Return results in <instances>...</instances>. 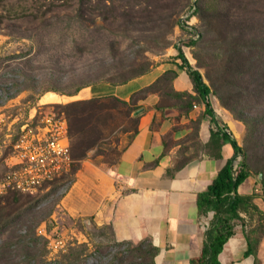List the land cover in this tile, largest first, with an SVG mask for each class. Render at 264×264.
I'll use <instances>...</instances> for the list:
<instances>
[{
  "label": "rangeland",
  "instance_id": "rangeland-1",
  "mask_svg": "<svg viewBox=\"0 0 264 264\" xmlns=\"http://www.w3.org/2000/svg\"><path fill=\"white\" fill-rule=\"evenodd\" d=\"M196 1L171 0L169 6L173 10L162 15L148 18L143 14L132 20L120 19L121 22L116 23L117 27L113 29L114 34L102 16L96 17L94 27L91 26L88 14L84 17L83 28L71 31L64 29L65 16L69 15L65 12L49 14L34 25L27 20L22 23L1 22L0 179L7 172V165L14 161L11 158L13 145L24 124L35 125L44 114L52 110L58 112L59 106L101 98L102 89L112 86L101 81H120L139 64L155 68L168 60L170 52L177 51V43L185 47L184 52L192 63L190 67L199 71L206 84L210 85L208 78L212 79V89L224 93L221 94L223 99L238 103L240 107L235 109L259 118L254 141L258 145L263 144L264 93L260 94L258 89L257 92L247 90L244 83L252 79L259 68H264V17L244 13V17L232 22L212 15L200 20L196 15L188 16ZM179 22L184 24L183 29ZM192 33L201 35L198 44L184 45ZM165 42L166 47L163 46ZM237 49L245 51L237 54L234 63L232 58ZM244 60L251 62L244 63ZM226 62L232 63L229 64L231 72H241L242 75L218 76L220 66ZM80 85L89 86L72 97L53 91L43 92L46 88L68 91ZM48 93L56 95L57 99L42 104L41 97ZM212 96L214 103L237 122L242 146L243 124L223 106L216 94ZM125 115L122 108H117L111 114L91 119L92 128L85 127L80 141L87 145L95 136L100 141L83 161L101 166H111L116 162L134 129L133 122ZM254 156L253 163H249L252 168L250 176L255 179V185L260 186L257 194L264 202L261 176L255 173L257 168H264V148ZM240 161H243L242 156L241 160L233 163L234 173ZM70 183L63 176L43 184L32 196L12 198L7 193L0 197V219L7 223L0 229V264H140L135 244H121L113 238L108 227H97L91 219L72 218L67 214L60 202ZM258 224L263 225L264 233V220L256 215L255 226ZM55 240L62 241V248L56 247ZM69 249H72L71 254Z\"/></svg>",
  "mask_w": 264,
  "mask_h": 264
},
{
  "label": "crops",
  "instance_id": "crops-1",
  "mask_svg": "<svg viewBox=\"0 0 264 264\" xmlns=\"http://www.w3.org/2000/svg\"><path fill=\"white\" fill-rule=\"evenodd\" d=\"M177 54L170 52L167 61L124 85L104 87L102 97L128 101L134 92L153 84L167 70L176 73L171 81L175 92L195 95L187 69L180 68L182 62ZM184 57L192 66L188 55ZM208 102L212 116L206 113L202 101L180 110L159 93L147 95L138 102L134 113L139 116L137 133L117 161L111 166L83 161L62 197V208L72 218L91 219L97 227H109L117 242L135 244L149 238L158 251L153 264H191L203 246L204 222L209 224L212 218V214L200 213L197 195L212 184L219 169L234 156L229 143L221 146L220 158L210 156L203 148L212 131L226 135L240 146L237 122L214 103L213 96H209ZM192 142L202 148L196 154ZM168 171H172V177L167 175ZM259 187L249 176L237 193L252 196L254 204L264 212V202L257 194ZM238 215L240 220L235 221L233 234L218 256L220 263L264 264V233L255 256L246 255L256 215Z\"/></svg>",
  "mask_w": 264,
  "mask_h": 264
},
{
  "label": "trees",
  "instance_id": "trees-1",
  "mask_svg": "<svg viewBox=\"0 0 264 264\" xmlns=\"http://www.w3.org/2000/svg\"><path fill=\"white\" fill-rule=\"evenodd\" d=\"M119 2H124L125 4L120 5ZM170 2L171 0H0V23L5 20L21 23L23 20H27L29 24L34 25L37 22L45 20L49 14L55 12H65L69 13L68 16H65V31H71L75 28H83L84 17L87 14L90 16L89 20L91 26L94 27L96 17L99 18L102 16L105 20L104 23L108 24L113 30L116 29V23H119L120 19L124 21L132 20L136 17L142 16L143 14L145 17L151 18L155 15H162L169 12L173 10L169 6ZM190 9H192V12L188 16L196 15L200 20H204L207 15H212L217 18L224 17L228 22H232L234 19L244 17V13L257 14L259 18L264 17V0H197L194 5L190 7ZM256 9L259 10L256 12ZM110 16L111 18L108 19ZM179 25L181 28L185 27L184 24L180 22ZM112 30L107 31L111 32ZM114 32L115 30L112 31L113 34ZM200 36L201 35L199 34L196 40L187 38L183 44L186 46H195L198 44ZM163 46L166 47V42ZM78 50L81 49L78 48ZM240 50L241 49L235 50L232 62L236 63L237 54L240 55V52L243 54V50L245 51V49L242 51ZM177 52V58L182 62L180 68L185 67L187 69L188 75L193 84L195 95H191L186 92H175L171 87V81L174 79L176 73L172 70H167L153 84L133 93L128 101H123L115 96L90 98L74 101L61 107L59 106L58 108H60V110L58 112L54 111L57 115L65 118L70 143V169L67 173L61 175L60 177L64 176L66 177V180H69L72 183L74 181L73 176H75L76 172L80 168V163L87 158V153L97 145V141H100L97 136L90 138V143L87 145L80 141L85 127L89 126L92 128L90 125V123H92L91 119H99L107 113L111 114V112H114L117 108H122L124 113H126L125 116L129 117L134 125V129L132 130L127 142L128 145L137 133L139 120V116H131V113H135L138 110V102L143 100L147 95L151 93H159L164 96V99L170 105L175 106L180 110L188 109L194 103L202 101L206 106V113L212 116V109L208 102V98L210 95L212 96V94H216L223 106L233 114L237 121L243 124L245 128L244 140L242 146H238L234 140H231L226 135H220L218 131H212L208 143L203 148L210 156L220 158L219 151L221 146L225 143H229L234 151V156L227 160L219 169L212 184L209 185L205 191L197 195L196 201L200 213H211L212 218L208 227L204 231V242L200 254L197 258L191 261V264H221L218 256L222 252L227 240L233 234V225L235 224V221L240 220L238 214L246 213L249 215H257L259 219L264 220V212L260 211L254 204L253 197L241 196L237 193L238 187L251 174L250 169L252 168H250L249 163H253L255 160L254 154L264 148V143L258 145L254 141L255 132L256 129L259 128L260 121L257 116L253 118L244 110L235 109L236 106L240 107L238 103H232L230 100L223 99V95L221 94L224 93H221L219 90L214 91L212 89L214 81L207 77L208 81H210V85L206 84L199 71L193 70L190 67L181 50L178 49ZM246 58L247 57L245 56V60ZM245 60L244 63L251 62L250 60L245 62ZM229 64L232 63L226 62L220 66V70L217 72L218 76L222 77L226 75L228 78L233 74L242 75L241 72H231ZM250 66L251 65H249V67ZM151 69L152 68L146 66V64H139L132 69L131 73L127 77H124L120 81L103 80L101 82L112 86H121L132 79L147 74ZM255 74L256 75L253 76L252 79L247 80V82L244 83V88L247 90H254V92H257L256 89H258L259 93L262 94L264 93V68H259ZM221 84L228 86L226 83ZM87 86L89 85L75 86L73 89L68 91H58L46 88L43 92L53 91L59 95L72 97ZM228 90L225 92H228ZM117 112H119L118 114H121V111ZM195 131L196 124L193 126V135H195ZM97 132L98 131H96V133ZM192 144L195 151L194 153L196 154V151L199 147L201 148V146L195 142H192ZM236 156H242L243 161L238 163V169L235 175H233V163ZM192 158L194 159L195 157ZM192 158L189 160H192ZM185 162L186 160L181 162L174 170H178ZM255 171L257 175L261 176L260 181L264 197V168L263 170H259V168H257ZM171 172L172 171L167 172V175L170 177L173 176ZM7 193L11 195L12 198L13 196L22 195L32 196L31 194H24L10 189L4 194ZM2 195H0V197H2ZM5 224L7 225L6 221L0 219V229L4 228ZM249 233L250 235L248 236L246 255L255 256L258 243L260 241L259 239L263 233V225L258 224L257 227L255 226L252 228ZM121 244L129 245L134 243L121 242ZM70 250L72 249H69V253L71 254ZM135 251L141 259L140 264H153L154 256L158 252L157 249L152 246L149 238L135 243ZM76 255H78V253ZM254 264L258 263L254 261Z\"/></svg>",
  "mask_w": 264,
  "mask_h": 264
},
{
  "label": "built area",
  "instance_id": "built-area-1",
  "mask_svg": "<svg viewBox=\"0 0 264 264\" xmlns=\"http://www.w3.org/2000/svg\"><path fill=\"white\" fill-rule=\"evenodd\" d=\"M188 38L196 40L198 35L192 33ZM184 48L179 43L176 44V50L180 49L186 55ZM32 124H24L20 129L13 145L14 153L11 158L14 161L7 165V172L0 179V195L9 189L32 194L43 184L53 181L70 169V143L65 118L52 110L44 114L35 125ZM239 160L241 156L235 159L236 162ZM207 225L208 222H204L203 227L206 229ZM39 234L45 237L40 231ZM54 243L57 248L63 246L60 240H55Z\"/></svg>",
  "mask_w": 264,
  "mask_h": 264
},
{
  "label": "bare ground",
  "instance_id": "bare-ground-1",
  "mask_svg": "<svg viewBox=\"0 0 264 264\" xmlns=\"http://www.w3.org/2000/svg\"><path fill=\"white\" fill-rule=\"evenodd\" d=\"M57 99V96L54 95V94H44L41 99H40V102L42 104H48V103H51L53 101H55Z\"/></svg>",
  "mask_w": 264,
  "mask_h": 264
}]
</instances>
